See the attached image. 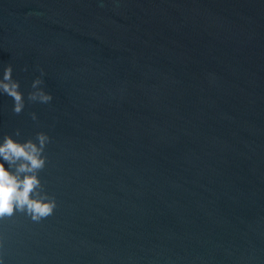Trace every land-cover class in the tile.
<instances>
[{
	"label": "water",
	"instance_id": "95a60500",
	"mask_svg": "<svg viewBox=\"0 0 264 264\" xmlns=\"http://www.w3.org/2000/svg\"><path fill=\"white\" fill-rule=\"evenodd\" d=\"M8 64L57 206L0 220L5 264H264V0H0Z\"/></svg>",
	"mask_w": 264,
	"mask_h": 264
},
{
	"label": "clouds",
	"instance_id": "9594fccd",
	"mask_svg": "<svg viewBox=\"0 0 264 264\" xmlns=\"http://www.w3.org/2000/svg\"><path fill=\"white\" fill-rule=\"evenodd\" d=\"M24 70L27 71V68ZM45 75L41 69L25 95L20 81L13 76V66H0V96L11 99L14 114H21L28 103H51L53 97L44 88ZM30 115L33 121L37 120L35 112ZM19 136V129L0 136V220L19 212L29 216L33 222H39L51 216L57 206L39 176L48 163L46 149L51 137L44 132L24 140L18 139ZM0 264H5L2 255Z\"/></svg>",
	"mask_w": 264,
	"mask_h": 264
}]
</instances>
